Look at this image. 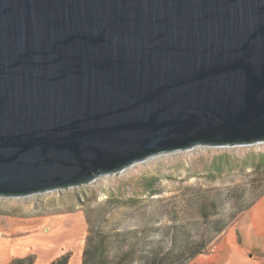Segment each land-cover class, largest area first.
<instances>
[{"label": "water", "instance_id": "1", "mask_svg": "<svg viewBox=\"0 0 264 264\" xmlns=\"http://www.w3.org/2000/svg\"><path fill=\"white\" fill-rule=\"evenodd\" d=\"M263 141L264 0H0V198Z\"/></svg>", "mask_w": 264, "mask_h": 264}, {"label": "rangeland", "instance_id": "2", "mask_svg": "<svg viewBox=\"0 0 264 264\" xmlns=\"http://www.w3.org/2000/svg\"><path fill=\"white\" fill-rule=\"evenodd\" d=\"M142 162L0 198V264H264V143Z\"/></svg>", "mask_w": 264, "mask_h": 264}, {"label": "bare ground", "instance_id": "3", "mask_svg": "<svg viewBox=\"0 0 264 264\" xmlns=\"http://www.w3.org/2000/svg\"><path fill=\"white\" fill-rule=\"evenodd\" d=\"M257 143H264V141L263 142H257ZM257 143H253V144H257ZM253 144H248V145H253ZM240 146H246V145H240ZM207 146H203V145H196V146H193V147H191V148H189V149H185V150H181V151H185V152H188V151H190V150H196V149H205ZM230 147H235V146H230ZM163 154H167V153H163ZM158 155H160V154H157V155H154V156H151V157H148V158H146V159H144V160H142V161H140V163L142 162V163H145V162H147V161H151V160H153L155 157H158ZM138 164V162L135 164H132L133 166H136ZM132 165H130V166H132ZM130 166H128V167H130ZM128 167H126V168H128ZM126 168H124L123 170H121V171H119V172H116V173H113V174H118V175H120L121 173H123L125 170H126ZM108 175H111V174H108ZM103 176H105V175H103ZM103 176H100V177H103ZM107 176V175H106ZM99 177H97V178H95L94 180H96V179H98ZM93 180V181H94ZM26 197V196H25Z\"/></svg>", "mask_w": 264, "mask_h": 264}, {"label": "trees", "instance_id": "4", "mask_svg": "<svg viewBox=\"0 0 264 264\" xmlns=\"http://www.w3.org/2000/svg\"><path fill=\"white\" fill-rule=\"evenodd\" d=\"M158 188H159V190H161V189H162V188H160V187H158ZM158 188H157V189H158Z\"/></svg>", "mask_w": 264, "mask_h": 264}]
</instances>
